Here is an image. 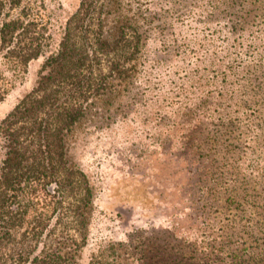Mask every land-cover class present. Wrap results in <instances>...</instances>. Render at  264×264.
<instances>
[{
	"label": "rangeland",
	"instance_id": "rangeland-1",
	"mask_svg": "<svg viewBox=\"0 0 264 264\" xmlns=\"http://www.w3.org/2000/svg\"><path fill=\"white\" fill-rule=\"evenodd\" d=\"M155 1L146 54L161 58L158 66L66 142L92 191L84 240L66 219L56 228L77 240L74 264H221L228 248L264 247V0H184L190 15L169 30L208 58L158 51L180 7L174 0L158 10ZM77 2L35 0L48 46L23 73L0 54V121L33 86ZM221 60L233 66L224 80ZM147 75L155 77L144 89ZM213 88L224 91L206 94Z\"/></svg>",
	"mask_w": 264,
	"mask_h": 264
},
{
	"label": "trees",
	"instance_id": "trees-1",
	"mask_svg": "<svg viewBox=\"0 0 264 264\" xmlns=\"http://www.w3.org/2000/svg\"><path fill=\"white\" fill-rule=\"evenodd\" d=\"M162 1L158 10L174 0ZM176 3L180 10H172L168 29H161L158 51L181 56L188 48L205 58L206 48L200 51L202 45L193 47L169 30L171 23L190 15L184 0ZM34 4L0 0V54L14 75L23 73L48 46L49 34ZM150 4L158 2L78 0L54 50L44 56L33 86L0 121V264L75 263L77 240L56 228L66 219L73 230L82 228L75 229L84 240L92 191L84 173L66 158V142L79 124L103 119L105 106L131 90L128 86L138 74L158 66L161 58L146 54ZM210 54L209 65L215 52ZM228 61L219 64L226 69L220 71L222 80L233 67ZM152 78L143 79L144 89ZM215 90L220 94L224 88L206 94ZM130 98L131 106L139 102L137 93ZM39 244L46 249L35 252ZM236 251L223 250L228 259L221 264H264V247L251 246L240 255Z\"/></svg>",
	"mask_w": 264,
	"mask_h": 264
}]
</instances>
